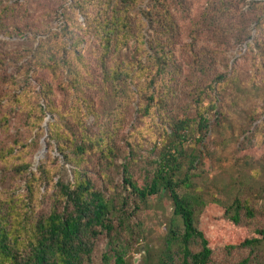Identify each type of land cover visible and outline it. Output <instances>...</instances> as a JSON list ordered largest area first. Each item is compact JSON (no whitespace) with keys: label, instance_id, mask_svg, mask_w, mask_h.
Wrapping results in <instances>:
<instances>
[{"label":"trees","instance_id":"trees-1","mask_svg":"<svg viewBox=\"0 0 264 264\" xmlns=\"http://www.w3.org/2000/svg\"><path fill=\"white\" fill-rule=\"evenodd\" d=\"M59 1L63 3L62 16L67 20L60 37L36 25L33 28L23 25L24 18L17 14L23 5L18 1L5 6L0 13V22L13 21L9 27L0 23L3 35L11 37L17 33L20 37L31 33L38 40L21 59L25 60L23 66L28 73L36 76L39 72H48L59 91L69 99L64 113L54 104L46 103L45 109L40 108V122L44 124L47 115L50 121L47 127L43 128L42 124L35 127L40 136L46 137L48 151H57L59 157L49 153L37 172L31 173L30 167L24 165L28 174L27 201L10 200L8 204L4 201L11 197L0 200V264H93L96 240L115 232L117 214L124 213L127 217L126 203L108 197L97 182L111 165H102L99 170L90 161L95 157L97 161L103 158L112 162L116 157L115 148L110 146L101 129L94 133L81 120L85 109L96 121L100 117L95 108L97 100L91 94H96L98 99H114L124 86L141 103L148 102L142 108L145 115L157 107L159 119L173 131L170 137L173 140L166 148L171 145L176 153L166 149L160 154L148 183L139 185L124 170L126 188L141 203L165 194L172 200L170 231L156 264H211V237L197 227L198 215L206 209V201L193 192L181 193L182 188L192 185L190 173L184 174L185 162L180 161L187 138L184 132L192 129L191 120H173L168 114L169 104L177 96L176 87H181L180 78L186 72L184 65L177 61V50L186 34L194 39L186 46L192 51L197 38L207 35V39L216 40L219 45L224 43L220 40L223 38L228 43L232 41L234 46L245 45L249 53L255 51L256 56L264 57V1H250L247 12L241 7V2L247 0ZM79 16L84 19L83 23L78 21ZM188 20L190 27L184 26ZM252 26L260 38H254L247 31ZM87 41L91 45L87 47L89 53L81 49ZM196 59L197 64L202 63L198 56ZM93 63L98 75L92 70ZM216 80L227 81L222 74ZM233 83L238 85L236 81ZM131 86L137 90H131ZM39 87L38 95L47 102L55 92L53 83L41 80ZM195 97L197 111L192 121L199 130L208 132L207 115L219 107L220 100L204 89ZM205 101H208L207 107ZM56 115L60 120L56 121ZM12 155L13 149L0 150V159ZM196 160L193 158L190 167H194ZM66 165L73 167V180L68 182L60 176ZM20 167L23 166L15 168ZM41 190L46 191L43 197ZM6 204L8 208L4 207ZM41 204L46 207L41 206L40 213L32 217L29 211L35 212ZM220 204L226 219L235 225L243 222L242 211L254 217L253 211L239 200L232 205ZM23 206L28 207L25 213L19 208ZM263 244L264 231H259L239 247L256 249ZM116 255V264H126L121 252ZM240 264H248V260Z\"/></svg>","mask_w":264,"mask_h":264},{"label":"rangeland","instance_id":"rangeland-1","mask_svg":"<svg viewBox=\"0 0 264 264\" xmlns=\"http://www.w3.org/2000/svg\"><path fill=\"white\" fill-rule=\"evenodd\" d=\"M17 1L23 5L17 13L24 18L23 25L31 28L36 25L43 31L56 32L59 37L64 33L67 20L62 16L61 1L0 0V13L5 6ZM250 1L241 2L243 11L247 12ZM78 21L83 23L84 19L79 16ZM12 22V19H3L0 23L9 27ZM190 24V20L184 22L186 27ZM254 28L249 27L247 31H251L254 38H260ZM1 31L0 27V150L13 149V155L0 159V200L11 197L4 201L9 204L10 200L22 202L29 199L26 197L28 174L24 165L30 167L31 173L37 172L49 153L59 157L57 151H48L46 137L40 136L35 129L36 125L42 124L40 108L45 109L46 103L54 104L64 113L69 99L59 91L58 84L48 72L33 76L23 66V55H27L38 42L33 34L19 37L16 33L10 37ZM206 36L197 38L192 51L186 46L194 39L186 34L177 50V61L184 65L186 72L180 78L181 87H176L177 96L169 104L168 114L177 121L190 119L192 125L190 132H184L187 138L181 149L184 153L180 156V161L185 162L184 174L190 173L192 185L188 189L182 188L181 193L193 192L206 201V209L198 215L197 227L211 237V264H240L244 260H248V264H262L264 244L256 249L239 246L246 239L256 237L257 232L264 231V57L256 56L255 51L249 53L245 45L234 46L232 41L228 43L223 38L220 40L224 43L219 45ZM89 46L87 41L82 43L81 49L89 53ZM196 56L202 60L201 64L196 63ZM92 70L98 75L95 63ZM219 74L227 81L217 82ZM41 80L54 85V95H50L47 102L38 95ZM234 81L239 86L234 85ZM202 89L220 100L219 107L207 115L210 121L208 132L199 130L192 121L197 111L195 96ZM131 90L137 89L131 86ZM91 95L97 100L95 108H98L100 117L96 121L85 109L81 120L94 133L101 129L110 146L115 148L116 157L111 159L112 162L103 158L97 161L95 157L90 161L99 170L102 165H111L97 182L104 187L108 197L126 203L127 213L126 218L124 213L117 214L115 232L103 234L96 240L93 264H116L117 252H121L126 264H156L170 231L172 200L165 194L141 203L126 188L124 170L126 168L139 185L148 183L160 154L166 149L176 153L171 145L166 148L173 140H170L173 131L159 119L157 107L145 115L142 108L148 102L141 103L138 96L129 94L126 86L118 92V98L98 99L96 94ZM207 105L208 101H205L204 106ZM55 117L56 121L60 120L59 115ZM49 121L47 115L41 126L47 127ZM193 158L197 160L194 167H190ZM23 170L25 172L20 173ZM60 176L67 182L73 180V167L64 166ZM41 192L43 197L46 191ZM237 200L254 214L251 218L242 211L240 225L226 219L220 204L232 205ZM41 206L46 207V204H41L35 212L29 211V214L37 216ZM4 207L8 208V205ZM19 208L23 213L28 209L27 206Z\"/></svg>","mask_w":264,"mask_h":264}]
</instances>
